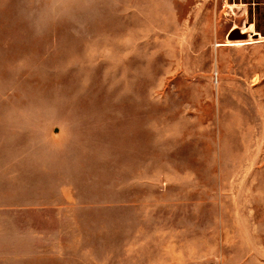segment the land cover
<instances>
[{
  "label": "rangeland",
  "instance_id": "rangeland-1",
  "mask_svg": "<svg viewBox=\"0 0 264 264\" xmlns=\"http://www.w3.org/2000/svg\"><path fill=\"white\" fill-rule=\"evenodd\" d=\"M0 264H264V0H0Z\"/></svg>",
  "mask_w": 264,
  "mask_h": 264
}]
</instances>
